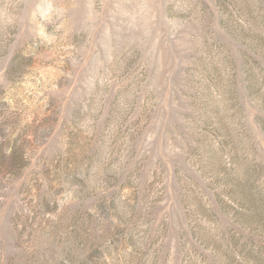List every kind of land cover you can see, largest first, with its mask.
Segmentation results:
<instances>
[{"label":"rangeland","instance_id":"374dc122","mask_svg":"<svg viewBox=\"0 0 264 264\" xmlns=\"http://www.w3.org/2000/svg\"><path fill=\"white\" fill-rule=\"evenodd\" d=\"M0 264H264V0H0Z\"/></svg>","mask_w":264,"mask_h":264}]
</instances>
